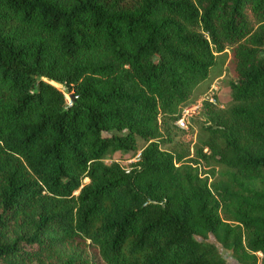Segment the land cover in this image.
<instances>
[{"label":"trees","instance_id":"16d2710c","mask_svg":"<svg viewBox=\"0 0 264 264\" xmlns=\"http://www.w3.org/2000/svg\"><path fill=\"white\" fill-rule=\"evenodd\" d=\"M212 237L264 264V0H0V264H232Z\"/></svg>","mask_w":264,"mask_h":264},{"label":"rangeland","instance_id":"374dc122","mask_svg":"<svg viewBox=\"0 0 264 264\" xmlns=\"http://www.w3.org/2000/svg\"><path fill=\"white\" fill-rule=\"evenodd\" d=\"M228 54L225 55V59L222 62V70L216 71V69H212L208 77L198 83L193 91L190 94L189 101L182 104L180 106H191L194 104H202V102L208 97L213 96V104L218 107H225L231 101V91L229 86V81L233 78V74L228 62L229 59V50ZM55 83L57 86L63 88L60 83ZM67 99H69V94L66 93ZM201 105L191 111V114L188 116V128H182L176 123V120L168 121L166 125H161V135L159 136V140L161 146L164 148H171L173 146L183 147L189 146V149L193 151V146L196 144L199 136H200V127L202 124L207 123L205 120V116L202 113ZM138 146H142L144 144L143 139H137ZM139 150L134 152H120L116 151L113 153H108L104 158L105 162L118 161L124 167H129L131 162L137 160ZM203 165V164H202ZM206 167V166H203ZM85 179L84 181H87ZM212 240L215 241L219 251L226 258L227 261L232 264H242L240 263L235 256L233 255L231 249L222 246L218 241L212 237Z\"/></svg>","mask_w":264,"mask_h":264},{"label":"built area","instance_id":"2783aa9c","mask_svg":"<svg viewBox=\"0 0 264 264\" xmlns=\"http://www.w3.org/2000/svg\"><path fill=\"white\" fill-rule=\"evenodd\" d=\"M208 101L213 102V96H208L206 98ZM201 105V104H200ZM199 104H192L191 106H183L180 109V114L176 119V123L181 126L182 128L187 129L188 128V116L191 114V111L197 109L199 106ZM138 158H139V152H138ZM137 158V159H138Z\"/></svg>","mask_w":264,"mask_h":264},{"label":"water","instance_id":"95a60500","mask_svg":"<svg viewBox=\"0 0 264 264\" xmlns=\"http://www.w3.org/2000/svg\"><path fill=\"white\" fill-rule=\"evenodd\" d=\"M69 97H70V99H72V97H73L72 94H69Z\"/></svg>","mask_w":264,"mask_h":264}]
</instances>
